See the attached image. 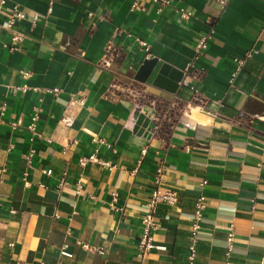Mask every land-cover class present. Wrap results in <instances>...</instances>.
Here are the masks:
<instances>
[{
    "label": "crops",
    "instance_id": "1",
    "mask_svg": "<svg viewBox=\"0 0 264 264\" xmlns=\"http://www.w3.org/2000/svg\"><path fill=\"white\" fill-rule=\"evenodd\" d=\"M139 1L144 9H132V0H0V264H185L201 193L195 264L225 263L230 228V264H264V120L236 118L238 110L264 115V0H227L224 7L173 0L160 11L153 0ZM15 3L25 12L15 22L21 40L4 25ZM137 37L149 43V57ZM110 40L119 55L106 67ZM252 46L259 51L231 82L234 57ZM152 56L182 69L193 62L191 81L171 92L136 79ZM116 76L148 94L124 95ZM55 86L61 89H46ZM155 106L186 113L150 136L135 131L141 108ZM92 152L112 166L81 165L79 157ZM159 164L162 186L178 199L157 207L153 237L166 248L143 256L142 218ZM64 244L72 255L61 252Z\"/></svg>",
    "mask_w": 264,
    "mask_h": 264
},
{
    "label": "built area",
    "instance_id": "2",
    "mask_svg": "<svg viewBox=\"0 0 264 264\" xmlns=\"http://www.w3.org/2000/svg\"><path fill=\"white\" fill-rule=\"evenodd\" d=\"M158 3V10L160 11L162 7L166 4L171 3L173 0H153ZM220 4L224 7L227 3V0H218ZM1 2H4V0H1ZM52 5L49 6V9L51 10ZM131 8L136 10H141L145 8V4L141 3L139 0H132ZM180 15L183 18L189 19L192 15L191 11L188 10L184 6H180L177 8ZM25 16V12L23 9L19 6V4L15 3L13 5V10L11 13V16L4 22V25L11 31V38L12 40H21L24 38L25 33L19 29L15 22L16 20L22 19ZM209 20L213 23L214 18H209ZM214 24H212L211 29L208 33L202 35L196 45L195 49L197 54H200L203 52L204 49L208 46V39L210 38L211 34L214 32ZM137 41L140 43V45L147 51V57L150 56V45L147 42V40L143 38L137 37ZM13 47V44H11ZM259 49L257 47L252 46L249 48L244 56H236L234 57V60L236 62V67L232 71L230 81L232 82L238 71L241 69L242 65L244 64L247 57L252 56L253 54L257 53ZM118 47L114 45V42L112 40L109 41L107 44L106 52L104 54V57L101 60V63L106 67H112L115 59L118 56ZM192 67L193 62H189L185 68H183L184 75L183 78L180 80V85L182 84H188L191 81L192 76ZM27 73V72H26ZM194 74V73H193ZM118 83L120 89L122 90V93L126 96H132L135 97V99H143L146 97L147 90L145 87L135 83V82H127L119 78V76L115 77V84ZM47 90L58 92L61 88L58 86H55L53 88H46ZM78 100H83L82 97L78 98ZM154 106V105H153ZM199 109L202 112H207V109L204 106H199ZM141 111H144L148 116H150L151 120L154 121V126L152 129L151 134L159 130L161 127L165 126L166 124H170L171 121L177 120L181 118V116L186 113L185 108H177V110L172 111L171 109H161L153 108L152 110H144L141 108ZM215 115L219 114L218 112H214ZM39 115L38 112H35L32 116V121L30 124H28V128L33 133V135H36L38 133L37 127H36V120L38 119ZM249 118V120H252L253 118L257 117L264 120V115L260 114H251L247 113L243 110H238L236 113L237 120L242 118ZM93 139L97 142L109 144L107 138L105 136H95ZM147 147L145 146L142 148V156L146 153ZM34 149H31L30 153L28 154V157L33 154ZM97 161L103 165H109L112 166L110 160H106L102 157H99L96 152H92L89 155H81L79 157V163L81 165H86L89 161ZM46 172H51L50 169H46ZM163 172V166L159 164L157 166V173H156V179L158 184L155 186V188L152 190L146 212L142 218V233L139 238V251L144 256L147 252H149L153 248H166V244H157L154 241V231L159 227V222L157 218V207L159 203L166 202V203H173L178 199V193L170 187H163L162 181L164 180L162 176ZM82 177H80L77 181L78 188L82 186L81 184ZM66 179L65 177L61 178V184L65 183ZM207 182V179H203L201 181V184H205ZM206 203H205V195L203 193L199 194L196 197V200L194 202V209L192 212V223H191V240L188 244V251L185 259V264H195V259L197 256V241H198V234L201 228V223L204 219V209H205ZM233 239H234V232L232 228H230L227 236V251L226 256L227 260L224 264H230L229 258L231 256L232 250H233ZM83 247H92L88 242H80ZM93 248L98 249L99 251H104L102 246H93ZM61 252L63 254L72 255V252L67 250V244H64Z\"/></svg>",
    "mask_w": 264,
    "mask_h": 264
},
{
    "label": "water",
    "instance_id": "3",
    "mask_svg": "<svg viewBox=\"0 0 264 264\" xmlns=\"http://www.w3.org/2000/svg\"><path fill=\"white\" fill-rule=\"evenodd\" d=\"M184 71L158 56L145 58L143 63L135 72V78L140 81H147L165 89L176 92L180 85V80L183 78ZM154 126V121L151 120L144 111L138 113L134 130L142 132L147 136L151 135Z\"/></svg>",
    "mask_w": 264,
    "mask_h": 264
}]
</instances>
